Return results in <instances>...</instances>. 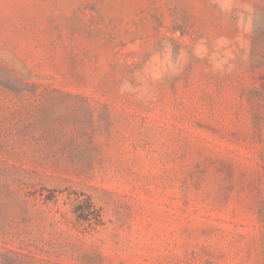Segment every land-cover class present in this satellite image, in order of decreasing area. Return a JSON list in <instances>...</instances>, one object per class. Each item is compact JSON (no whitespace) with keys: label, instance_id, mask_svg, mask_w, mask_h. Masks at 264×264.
I'll return each mask as SVG.
<instances>
[{"label":"rangeland","instance_id":"1","mask_svg":"<svg viewBox=\"0 0 264 264\" xmlns=\"http://www.w3.org/2000/svg\"><path fill=\"white\" fill-rule=\"evenodd\" d=\"M0 264H264V0H0Z\"/></svg>","mask_w":264,"mask_h":264},{"label":"trees","instance_id":"2","mask_svg":"<svg viewBox=\"0 0 264 264\" xmlns=\"http://www.w3.org/2000/svg\"><path fill=\"white\" fill-rule=\"evenodd\" d=\"M52 196H48L47 200H57V195L55 191L52 192ZM74 212L78 218V221H86L93 226L94 224L101 223V212L96 207L91 197L80 200L78 204L74 207Z\"/></svg>","mask_w":264,"mask_h":264}]
</instances>
